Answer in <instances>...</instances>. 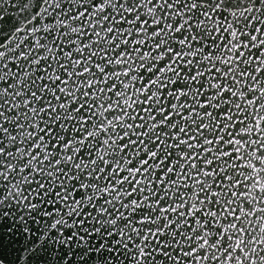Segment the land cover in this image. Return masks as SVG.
I'll use <instances>...</instances> for the list:
<instances>
[{"label": "snow or ice", "instance_id": "1", "mask_svg": "<svg viewBox=\"0 0 264 264\" xmlns=\"http://www.w3.org/2000/svg\"><path fill=\"white\" fill-rule=\"evenodd\" d=\"M0 264H264V0H0Z\"/></svg>", "mask_w": 264, "mask_h": 264}]
</instances>
